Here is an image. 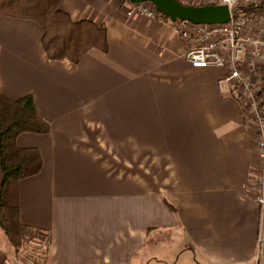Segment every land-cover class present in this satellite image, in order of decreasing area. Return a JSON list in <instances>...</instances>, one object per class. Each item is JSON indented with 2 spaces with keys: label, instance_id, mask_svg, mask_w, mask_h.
Returning a JSON list of instances; mask_svg holds the SVG:
<instances>
[{
  "label": "crops",
  "instance_id": "0c3cea01",
  "mask_svg": "<svg viewBox=\"0 0 264 264\" xmlns=\"http://www.w3.org/2000/svg\"><path fill=\"white\" fill-rule=\"evenodd\" d=\"M125 3L59 0L106 28L107 52L76 64L47 57L36 22L0 16V93L49 123L15 139L42 158L16 184L20 219L49 233L47 264H132L163 230L203 264H255V140L225 71L192 67L169 20ZM13 253L0 228V264Z\"/></svg>",
  "mask_w": 264,
  "mask_h": 264
},
{
  "label": "trees",
  "instance_id": "16d2710c",
  "mask_svg": "<svg viewBox=\"0 0 264 264\" xmlns=\"http://www.w3.org/2000/svg\"><path fill=\"white\" fill-rule=\"evenodd\" d=\"M258 8L264 5L245 11ZM0 16L36 22L43 32V50L51 60L76 64L91 49L108 50L106 28L87 19L73 20L59 7V0H0ZM48 131L49 123L37 115L30 95L11 100L0 93V228L14 252L22 244L34 242L45 248L47 259L49 233L22 223L16 192L18 181L40 171L41 154L33 147L17 146L15 139L22 132Z\"/></svg>",
  "mask_w": 264,
  "mask_h": 264
},
{
  "label": "built area",
  "instance_id": "2783aa9c",
  "mask_svg": "<svg viewBox=\"0 0 264 264\" xmlns=\"http://www.w3.org/2000/svg\"><path fill=\"white\" fill-rule=\"evenodd\" d=\"M184 5H226L230 19L226 23L194 24L175 21L172 28L181 37V56L194 68L221 67L224 81L238 100L244 124L252 131L256 149L253 199L264 208V11L255 0H176ZM129 17L161 20L150 2L125 0ZM255 264H264V234L256 238Z\"/></svg>",
  "mask_w": 264,
  "mask_h": 264
},
{
  "label": "rangeland",
  "instance_id": "374dc122",
  "mask_svg": "<svg viewBox=\"0 0 264 264\" xmlns=\"http://www.w3.org/2000/svg\"><path fill=\"white\" fill-rule=\"evenodd\" d=\"M255 1L258 6L261 5V0ZM256 10L261 13L264 8ZM156 235L161 240L157 242L150 239L147 247L136 259H133L132 264H203L197 258L194 259L192 253H187L184 249L183 238L174 230H163L161 234ZM45 252L44 247L34 242H27L17 248L10 259L14 264H47L48 259Z\"/></svg>",
  "mask_w": 264,
  "mask_h": 264
},
{
  "label": "water",
  "instance_id": "95a60500",
  "mask_svg": "<svg viewBox=\"0 0 264 264\" xmlns=\"http://www.w3.org/2000/svg\"><path fill=\"white\" fill-rule=\"evenodd\" d=\"M132 3L150 2L157 12L170 21H188L194 24L226 23L230 19L226 5H184L176 0H128ZM264 5V0H261Z\"/></svg>",
  "mask_w": 264,
  "mask_h": 264
}]
</instances>
